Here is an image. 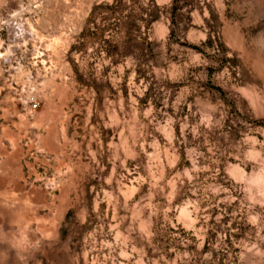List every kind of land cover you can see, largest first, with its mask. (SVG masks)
<instances>
[{"label": "rangeland", "instance_id": "obj_1", "mask_svg": "<svg viewBox=\"0 0 264 264\" xmlns=\"http://www.w3.org/2000/svg\"><path fill=\"white\" fill-rule=\"evenodd\" d=\"M0 264H264V0H0Z\"/></svg>", "mask_w": 264, "mask_h": 264}, {"label": "built area", "instance_id": "obj_2", "mask_svg": "<svg viewBox=\"0 0 264 264\" xmlns=\"http://www.w3.org/2000/svg\"><path fill=\"white\" fill-rule=\"evenodd\" d=\"M29 102H30V107L35 108L38 104V99L35 94H30L29 96Z\"/></svg>", "mask_w": 264, "mask_h": 264}]
</instances>
